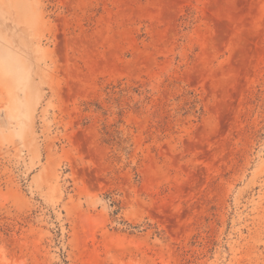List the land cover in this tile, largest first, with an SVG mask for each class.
<instances>
[{
	"label": "rangeland",
	"instance_id": "rangeland-1",
	"mask_svg": "<svg viewBox=\"0 0 264 264\" xmlns=\"http://www.w3.org/2000/svg\"><path fill=\"white\" fill-rule=\"evenodd\" d=\"M0 264H264V0H0Z\"/></svg>",
	"mask_w": 264,
	"mask_h": 264
}]
</instances>
